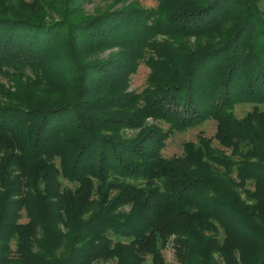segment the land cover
I'll return each instance as SVG.
<instances>
[{"label": "trees", "instance_id": "trees-1", "mask_svg": "<svg viewBox=\"0 0 264 264\" xmlns=\"http://www.w3.org/2000/svg\"><path fill=\"white\" fill-rule=\"evenodd\" d=\"M3 1L0 264H167L169 244L178 264H264V119L234 115L264 103L263 0H158L76 24L92 0H66L50 20ZM209 37L220 44L203 47ZM148 53V86L130 91ZM207 120L214 137L163 156Z\"/></svg>", "mask_w": 264, "mask_h": 264}, {"label": "rangeland", "instance_id": "rangeland-1", "mask_svg": "<svg viewBox=\"0 0 264 264\" xmlns=\"http://www.w3.org/2000/svg\"><path fill=\"white\" fill-rule=\"evenodd\" d=\"M10 1L12 5L18 4V3L25 5V8L21 9L22 12H18V13H21V15H24L23 18L26 17L32 20L35 18L38 20H42V18L45 19V17L42 16L43 12L47 14L48 16L46 20H50L52 16L56 19H62L61 15L59 13L57 14V11L62 12L65 7L64 3H66V0H10ZM89 2L84 5L85 12L82 15L72 16L70 18L72 22H75L76 24L79 21L90 18V16L93 18L108 10L121 9V8L127 7V5H133V6L141 7L144 9H155L158 5V0H92L90 3ZM4 3L5 2L3 0H0V12L1 14L5 13V15H7L8 14L7 12L9 11V8L11 7H3ZM18 5H14V6L17 7ZM261 8L262 9L264 8V0L261 3ZM14 10H17V9L14 8ZM243 14H246L245 10L242 12V14H236L232 18H230V20H226L221 24L220 26L221 28L219 29V32H218V35L221 37L220 39H222L225 32H227L229 36V35H233L234 32L238 31V28H240V25L242 23ZM251 38L254 39V45H256L257 41L260 42V39H261L260 31L256 25H254L252 28ZM62 39L64 41V37H62ZM220 39L215 40L214 37L212 38L209 37L207 40V43L205 41H202V40L201 41H202L203 47L206 46L207 48V47H211L215 45L217 46L218 44H220L219 43ZM188 42L189 44H191L193 48L201 47V45H199L198 40L196 41L194 37L190 38ZM254 48L256 49L257 46H255ZM117 52H118L117 48H114L112 50H107L105 52H102L100 56L101 58L106 59L111 56H116ZM150 57H151V54L148 53L145 60L139 66L137 73L132 76L130 91L141 93L143 92V90L147 88L149 75L151 73V67L148 64V59H150ZM86 59L88 61L91 60L90 56H88ZM154 59H156V57ZM0 80L2 83L5 82L2 77H0ZM255 108H257V112H258L255 119L257 120L258 117H260L259 118L260 120L264 119V103L258 104V105H255L253 103L239 104L234 109V115L239 120L243 121V119L246 118L248 113L252 112ZM149 123H152V121H149ZM161 126L164 129L168 128V125L164 123H161ZM216 130H217L216 122L213 120H207L203 122L202 124L193 126L186 130L175 132L174 135L167 141V145L165 149L163 150V156L167 159H170L176 156H181L183 153V148H184L183 146L185 143L187 142L196 143L198 140V136L200 134H203V136L207 138H212L215 136ZM139 132L140 130L138 131L126 130L124 131L122 138H126L130 140L132 138H135ZM213 145L215 147H220L216 141H214ZM229 155H230V152H228V156ZM61 181L64 185V188L73 189V186L69 184L67 181L63 179H61ZM248 189L253 192L256 191L254 189V185L252 184L249 185ZM27 221L28 219L24 217L23 222H27ZM220 238L222 239L223 236L221 235ZM13 249H15V244H13ZM235 253H238V252H235ZM163 255L165 257L167 264H178L176 255H175V250L172 244H169L164 248ZM219 260H222V259H219ZM101 264H115V261L114 260L102 261ZM148 264H150V261L148 262Z\"/></svg>", "mask_w": 264, "mask_h": 264}]
</instances>
